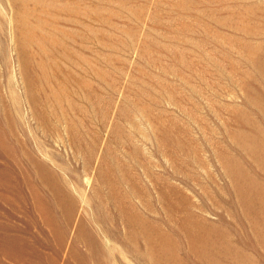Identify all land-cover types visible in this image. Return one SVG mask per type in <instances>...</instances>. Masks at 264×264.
<instances>
[{
	"label": "rangeland",
	"instance_id": "obj_1",
	"mask_svg": "<svg viewBox=\"0 0 264 264\" xmlns=\"http://www.w3.org/2000/svg\"><path fill=\"white\" fill-rule=\"evenodd\" d=\"M253 131H264V0H0V264H73L65 249L83 215L106 242L85 201L108 177L140 181L156 211H139L160 221L156 184L169 183L240 246L250 231L232 173ZM42 169L76 197L67 239ZM116 248L110 264H150Z\"/></svg>",
	"mask_w": 264,
	"mask_h": 264
},
{
	"label": "bare ground",
	"instance_id": "obj_2",
	"mask_svg": "<svg viewBox=\"0 0 264 264\" xmlns=\"http://www.w3.org/2000/svg\"><path fill=\"white\" fill-rule=\"evenodd\" d=\"M247 135L252 140V148L250 156H248L250 161L240 158L241 161L243 160L242 163L237 159L238 166L232 173L236 191V207H239L241 225L250 231L248 238L245 237L247 234L244 232L243 239L238 238L240 241L237 239L240 246L232 244L231 237L233 235L231 236L229 233L235 231H231L230 224L224 226L226 220L222 216H219L220 225L218 223V225L216 223H214L215 225L208 224L197 213L198 209H202V207L199 208L188 196L178 192L169 183L166 186H157L156 184L158 198L162 204L166 202L163 207L164 211L168 213L167 220L160 221L154 217L146 218L143 213H140L139 208H146L151 212L156 211L152 202L145 199L149 190L147 191L140 181L138 183L128 181L127 187L124 189L122 179L108 177L105 181L108 186L107 193L104 194L100 187H95L92 197L88 199L89 201H85L86 211L99 217L95 223L101 227L103 238L107 241L98 240L91 228V221L83 215L78 222L73 241L67 240L68 246L66 245L65 250H67L72 263L110 264L113 261V252L117 251L116 243H120L123 249L126 247L127 249H124L126 253L136 255L141 262L150 264H189L190 257L197 258L202 264H253L254 258L250 256L252 252L264 257V131H253ZM254 172H258L262 178H253L251 175ZM48 174L45 169H42L38 182L49 191V195L54 197L57 207L61 209L62 218L58 216L49 197L45 205L55 234L61 240L67 239L71 234V228L78 211L76 197L63 183L53 176L49 178ZM217 197L219 198V196ZM133 198L139 199L138 206L133 204ZM214 200L212 201L214 202ZM230 208L233 212L232 217L237 218L234 207ZM108 211L114 212V217ZM177 213L182 214L181 219L178 220L179 223L177 222V229L169 230ZM117 222H120L124 232L119 231ZM161 223L168 228L164 229ZM185 242L189 249L188 255L181 253ZM141 249L146 253H141ZM65 255L66 251L62 256L65 257Z\"/></svg>",
	"mask_w": 264,
	"mask_h": 264
}]
</instances>
